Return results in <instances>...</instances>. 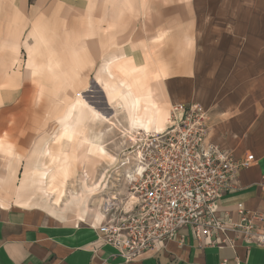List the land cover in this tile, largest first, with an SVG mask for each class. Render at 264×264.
<instances>
[{"label": "rangeland", "instance_id": "rangeland-1", "mask_svg": "<svg viewBox=\"0 0 264 264\" xmlns=\"http://www.w3.org/2000/svg\"><path fill=\"white\" fill-rule=\"evenodd\" d=\"M210 44L256 46L264 55V0H0V137L15 152L10 159L0 154V199L19 206L50 202L67 216L119 205L135 172L138 146L149 135L126 129L128 109L114 98L126 88L119 62L138 61L150 81L163 68L164 88L170 81L180 94L183 57L194 46ZM178 103L206 108L197 101L160 102L169 124ZM90 106L121 120L119 130L94 122L89 131L103 128L101 161L74 168L65 192L56 181L30 180L19 193L26 167L42 171L44 152L58 146L66 126L80 125L76 114Z\"/></svg>", "mask_w": 264, "mask_h": 264}, {"label": "crops", "instance_id": "crops-1", "mask_svg": "<svg viewBox=\"0 0 264 264\" xmlns=\"http://www.w3.org/2000/svg\"><path fill=\"white\" fill-rule=\"evenodd\" d=\"M254 48L194 46L183 57L181 93L165 82L170 101H197L208 109L209 142L237 158L254 155L239 173L241 187L219 200L221 209L233 214L238 206L264 214V55ZM9 144L15 154L14 144ZM22 204L0 199V264H264L263 246L238 242L234 248L201 247L185 228L179 230L184 243L173 239L162 251L127 262L99 240L103 216L91 217L88 209L67 216L45 201L40 206Z\"/></svg>", "mask_w": 264, "mask_h": 264}, {"label": "built area", "instance_id": "built-area-1", "mask_svg": "<svg viewBox=\"0 0 264 264\" xmlns=\"http://www.w3.org/2000/svg\"><path fill=\"white\" fill-rule=\"evenodd\" d=\"M210 115L199 103L173 106L170 124L139 144L135 172L125 199L107 205L97 227L99 240L127 262L158 253L185 236L199 246L234 248L238 242L264 247V214L238 206L233 213L219 200L238 190L239 173L255 160L237 158L208 141Z\"/></svg>", "mask_w": 264, "mask_h": 264}, {"label": "bare ground", "instance_id": "bare-ground-1", "mask_svg": "<svg viewBox=\"0 0 264 264\" xmlns=\"http://www.w3.org/2000/svg\"><path fill=\"white\" fill-rule=\"evenodd\" d=\"M92 42L93 39L90 43ZM132 60L131 58H126L124 61L119 62L123 81L126 82V88L124 91H122V88L116 91L114 96L116 104L125 106L128 109L131 124L130 128H126L128 132L131 130L133 132L143 130L146 134L160 132L169 124L168 114L162 113L158 107L160 102L167 104L168 101L166 89L163 85L166 73L163 68L159 67V74L155 76L154 80L150 81L147 79V74L145 73L146 68L144 69L138 61ZM128 79H131V81ZM79 97L83 99V94L80 93ZM76 117L80 120V125L66 126L62 131L58 146L50 147L44 152L47 159L44 169L39 172L34 167H30V165L26 167L20 189L31 184L30 180H35L40 184L48 183L49 185L51 182L56 181L60 184V192H65L66 182L71 171H74V168L76 169L77 166L85 161L87 164L92 165L101 161L102 157L106 154V146L103 145V132L101 131L103 128L101 127L102 129L98 133H89V131L93 130L92 126L94 122L101 123L102 125L106 123L108 131L114 127L118 129L121 120L116 119L118 122L113 120L94 106H90L85 111L79 110ZM81 133L83 138H81ZM7 147H9L8 150H6ZM2 148L4 149L3 151ZM75 151L76 154L72 156V153H75ZM0 152L6 159L14 158L9 141L2 137H0ZM58 164L61 165L57 168ZM53 165L56 166L55 172H53ZM47 166H50L51 169ZM32 177H35V179ZM85 191L92 192V187L86 184ZM78 196L75 194L73 197L77 198ZM88 213L91 217L103 216L101 211L97 212L90 207L88 208Z\"/></svg>", "mask_w": 264, "mask_h": 264}]
</instances>
